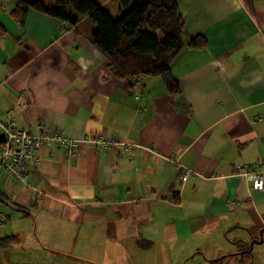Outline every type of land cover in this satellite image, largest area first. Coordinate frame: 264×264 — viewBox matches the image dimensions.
<instances>
[{"label": "crops", "instance_id": "0c3cea01", "mask_svg": "<svg viewBox=\"0 0 264 264\" xmlns=\"http://www.w3.org/2000/svg\"><path fill=\"white\" fill-rule=\"evenodd\" d=\"M175 2L183 38L204 44L170 64L174 95L159 77L117 78L85 18L17 17L0 0V123L9 111L32 133L78 140L72 157L42 145L24 183L0 169V253L264 264V191L240 174L264 169V0ZM99 135L113 143L81 141Z\"/></svg>", "mask_w": 264, "mask_h": 264}, {"label": "trees", "instance_id": "16d2710c", "mask_svg": "<svg viewBox=\"0 0 264 264\" xmlns=\"http://www.w3.org/2000/svg\"><path fill=\"white\" fill-rule=\"evenodd\" d=\"M16 0L15 14L31 8L70 24L85 18L93 26L92 43L109 60L119 79L159 77L169 94L179 86L170 64L184 47H200L201 36L183 38L184 23L175 0ZM9 239L0 240V243Z\"/></svg>", "mask_w": 264, "mask_h": 264}, {"label": "built area", "instance_id": "2783aa9c", "mask_svg": "<svg viewBox=\"0 0 264 264\" xmlns=\"http://www.w3.org/2000/svg\"><path fill=\"white\" fill-rule=\"evenodd\" d=\"M9 115L8 111L5 121L0 123V133L3 134V140L0 142V169L12 181L24 183L28 179L31 163L38 161L37 151L45 143L54 142L60 145L67 157L75 154L77 139L63 137L58 132L32 133L18 126ZM81 141L99 143L103 147L113 143V140L107 141L100 135L86 137ZM240 174L250 182L252 190L264 191V169L242 166Z\"/></svg>", "mask_w": 264, "mask_h": 264}, {"label": "rangeland", "instance_id": "374dc122", "mask_svg": "<svg viewBox=\"0 0 264 264\" xmlns=\"http://www.w3.org/2000/svg\"><path fill=\"white\" fill-rule=\"evenodd\" d=\"M97 2H102L104 0H95ZM112 5L115 7L116 10H119V4L117 0H110ZM45 4L51 3L50 0H43ZM84 24L92 25L88 20L83 22ZM25 230V229H24ZM19 249L18 251H14L13 255L8 256L10 249L6 250L5 253L1 251L0 253V264H48L46 258L43 255H39L37 250L30 248L28 245H24L22 247H15V249ZM5 254V255H4ZM3 255V256H2ZM8 256V257H7ZM178 255H153V254H135L130 253L127 256V263L126 264H174L177 263ZM68 257H65L64 264H72L68 262ZM243 259H246L243 257ZM53 264V263H50ZM76 264V263H75ZM229 264V262H228Z\"/></svg>", "mask_w": 264, "mask_h": 264}, {"label": "water", "instance_id": "95a60500", "mask_svg": "<svg viewBox=\"0 0 264 264\" xmlns=\"http://www.w3.org/2000/svg\"><path fill=\"white\" fill-rule=\"evenodd\" d=\"M3 140V134L0 133V142ZM252 244V243H251Z\"/></svg>", "mask_w": 264, "mask_h": 264}]
</instances>
